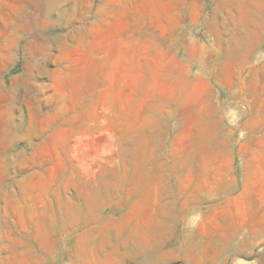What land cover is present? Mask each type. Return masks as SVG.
<instances>
[{"label": "rangeland", "instance_id": "1", "mask_svg": "<svg viewBox=\"0 0 264 264\" xmlns=\"http://www.w3.org/2000/svg\"><path fill=\"white\" fill-rule=\"evenodd\" d=\"M263 25L264 0H0V264H204L169 246L142 258L168 231L180 251L219 241L233 211L241 236L261 225L246 210L264 202V125L254 147L229 129L264 123ZM230 26L237 47L219 42ZM105 181L118 199L103 208ZM165 186L172 206L156 207ZM231 251L210 264H262L264 235Z\"/></svg>", "mask_w": 264, "mask_h": 264}, {"label": "bare ground", "instance_id": "2", "mask_svg": "<svg viewBox=\"0 0 264 264\" xmlns=\"http://www.w3.org/2000/svg\"><path fill=\"white\" fill-rule=\"evenodd\" d=\"M239 26V25H238ZM264 26V25H263ZM248 27V26H247ZM249 32H250V30H249ZM226 35H227V37H223V36H220V38H219V42H222L223 44L222 45H224L225 43L228 45V46H235V47H237L238 46V44H239V42H240V40H241V38L245 35V32H244V30L243 29H240V28H235V27H228V30L226 31ZM261 35V34H260ZM259 39V38H258ZM255 43V42H254ZM225 44V45H226ZM252 45V44H251ZM231 47H229V56H230V58L231 59H235V58H237V57H241V58H243L244 60H247L248 58H249V56L252 54V51H253V49L252 50H249V51H247V50H245V51H247V52H245V53H238L239 51H237V48L235 49V50H231L230 49ZM228 51V50H227ZM229 58V57H228ZM257 78V77H256ZM203 107V106H202ZM210 118V117H209ZM215 120V119H214ZM201 122V121H200ZM209 123H210V121H209ZM215 123H217V121L215 122ZM202 124V123H201ZM193 125V124H192ZM189 126V125H188ZM199 126H201V125H199ZM202 127V126H201ZM206 127V126H205ZM218 127V126H217ZM215 128V127H214ZM194 129V128H193ZM196 130V129H195ZM194 131V130H193ZM211 131H212V129H211ZM218 132V131H217ZM194 134V133H193ZM192 134V135H193ZM217 135V134H216ZM187 137V136H186ZM212 138V137H211ZM191 140V139H190ZM191 143V142H190ZM189 142H188V144H190ZM214 144V143H213ZM156 145H158V144H156ZM209 145V144H208ZM186 146V145H185ZM210 146V145H209ZM191 147H194V146H191V144H190V148ZM155 148V147H154ZM187 148V147H186ZM190 148H189V150H190ZM215 147H213V149H214ZM151 149V148H150ZM199 149V148H198ZM217 149V148H216ZM183 150V149H182ZM186 150V149H185ZM188 150V149H187ZM191 150H193V149H191ZM197 150V149H196ZM215 150V149H214ZM162 151V150H161ZM161 151H159V152H161ZM211 151V150H210ZM215 151H217V150H215ZM183 152H185V151H183ZM182 152V153H183ZM194 152V151H193ZM157 153H158V151H157ZM188 153V152H187ZM187 153H186V155H187ZM191 153H192V151H191ZM190 153V154H191ZM198 153V152H197ZM196 153V154H197ZM208 153V152H207ZM218 153H219V151H218ZM209 154V153H208ZM155 155V154H154ZM158 155V154H157ZM157 155H156V157H157ZM180 155V154H179ZM184 155H185V153H184ZM198 155H199V153H198ZM212 155V154H211ZM218 155V154H217ZM188 156V155H187ZM195 156V155H194ZM161 157V156H160ZM184 157H186V156H183V158L182 159H184ZM194 158V157H193ZM181 159V160H182ZM198 159V158H197ZM157 160V159H156ZM159 160V159H158ZM196 161V160H195ZM144 162V161H143ZM156 162V161H155ZM161 162V161H160ZM159 162V163H160ZM198 162V161H197ZM163 163V162H162ZM148 163H146L145 164V166L147 165ZM155 164V163H154ZM161 164V163H160ZM159 164V165H160ZM193 164H195V163H193ZM150 165V164H149ZM190 165H191V159H188V157H187V159H186V161L184 160H182V161H180V162H176V164L174 165V167H173V170H174V172L176 173V180H177V182L181 185L184 181H183V179H182V176H183V170L184 169H188L189 167H190ZM198 165V164H197ZM197 165H196V167H197ZM214 165V164H213ZM155 166H156V164H155ZM154 166V167H155ZM158 166V165H157ZM161 166V165H160ZM164 166V165H163ZM163 166H161V167H163ZM168 166V165H167ZM194 166V165H193ZM193 166H191V167H193ZM148 167V166H147ZM150 167V166H149ZM153 167V166H152ZM143 168V167H142ZM144 168H146V167H144ZM171 168H172V166H171ZM146 171V170H145ZM144 171V172H145ZM160 171V170H159ZM189 171V170H188ZM191 171H192V169H191ZM170 172V171H169ZM172 172V171H171ZM174 172H172V173H174ZM184 172H185V170H184ZM193 172V171H192ZM191 172V173H192ZM143 173V172H142ZM150 173V172H149ZM154 173V172H153ZM213 173V172H212ZM155 174V173H154ZM153 174V175H154ZM206 174H208V173H206ZM143 175V174H142ZM149 175V174H148ZM185 176H188L189 174H184ZM209 175V174H208ZM214 175V174H213ZM220 174H217V176H219ZM147 176V175H146ZM156 176H157V174H156ZM159 176V175H158ZM157 176V177H158ZM128 177V176H127ZM156 177V178H157ZM206 177H208V176H206ZM139 178H141V176L139 177ZM143 178V177H142ZM149 178V177H148ZM155 178V177H154ZM153 178V179H154ZM156 178L154 179V181H152V182H155V180H156ZM210 178V177H209ZM123 179V178H122ZM145 179V178H144ZM152 179V180H153ZM189 179V178H188ZM208 179V178H207ZM211 179V178H210ZM118 180V179H117ZM121 180V179H120ZM135 180H137V178H135ZM162 180H163V178H162ZM190 180V179H189ZM215 180V179H214ZM218 180V179H217ZM232 180V179H231ZM146 181V180H145ZM148 181V180H147ZM149 181H150V179H149ZM165 181V180H164ZM169 181V180H168ZM183 181V182H182ZM213 180H211V182H212ZM219 181V180H218ZM217 181V182H218ZM144 182V181H143ZM151 182V183H152ZM160 182V181H159ZM186 182V181H185ZM98 183V182H97ZM96 183V184H97ZM144 183H146V182H144ZM156 183L157 182H155V186H156ZM165 183V182H164ZM163 183V184H164ZM232 183V182H231ZM231 183H229V184H231ZM117 184H118V182H117ZM132 184H138V183H132ZM150 184V183H149ZM176 184V183H175ZM217 184V183H216ZM109 185L110 184H107V181H105V182H103V185H99V186H97V187H99V199H100V203H101V206L104 208V207H107V206H109L111 203H113V205H117V204H115L114 203V201H115V199L117 198L116 197V195H115V192L113 191H111L110 189H109ZM139 185V184H138ZM141 185V184H140ZM143 185V184H142ZM152 185V184H151ZM190 185V184H189ZM207 185V184H206ZM205 185V186H206ZM210 185H212V183L210 184ZM234 185V184H233ZM233 185H228V186H226V187H224L222 190H223V192L224 193H230L231 192V190H232V188H233ZM137 186V185H136ZM135 186V187H136ZM148 186V185H147ZM176 186V185H175ZM204 186V187H205ZM208 186V185H207ZM130 187V186H129ZM132 187H134V186H132ZM149 187V186H148ZM147 187V189H149ZM162 187V186H161ZM177 187H178V185H177ZM182 187V186H181ZM185 187V186H184ZM208 187H210V186H208ZM213 187V186H212ZM93 188V187H92ZM113 188V187H112ZM139 188V187H138ZM137 188V189H138ZM132 189V188H131ZM130 189V190H131ZM136 189V190H137ZM140 189V188H139ZM142 189H145V188H142ZM153 189V188H152ZM151 188H150V192L152 193V190ZM162 189V188H161ZM197 189H198V187H197ZM215 189V188H214ZM136 190H133V191H136ZM155 190V189H154ZM201 190H202V188H201ZM204 190V189H203ZM207 190V189H206ZM95 191H97V188H96V190ZM95 191H93V192H95ZM139 191V190H138ZM145 191V190H144ZM158 191V190H157ZM175 191V190H174ZM194 191V190H193ZM212 191H214V190H212ZM219 191V190H218ZM125 192H127V191H125ZM130 191H128V193H129ZM146 192V191H145ZM183 192V191H182ZM190 192V191H189ZM191 192H192V190H191ZM208 192H211V191H208ZM207 192V193H208ZM97 193V192H96ZM134 193V192H133ZM156 193V192H155ZM171 190H170V187L169 186H165V188L162 190V191H160L158 194H156L155 195V197H154V199H153V203H154V205L156 206V205H161V206H163V207H169V206H172V205H170L171 204V201H170V196H171ZM184 193V192H183ZM196 193H197V191H196ZM200 193H201V191H200ZM204 193V192H203ZM202 193V194H203ZM130 194H131V192H130ZM150 194V193H149ZM248 194L249 193H247V194H244V196H246L247 198L245 199L248 203L250 202V198L248 197ZM128 195V194H127ZM151 195V194H150ZM149 195V196H150ZM199 195V194H198ZM198 195H196V197L197 198H199L200 199V197H201V195H200V197H198ZM209 195V194H208ZM95 196H97L96 194H95ZM176 196V195H175ZM178 196H180V195H178ZM207 196V195H206ZM120 197V196H119ZM125 197L127 198V196L125 195ZM130 197V196H129ZM131 197H133V196H131ZM144 197H146L147 198V196L145 195ZM150 197H152V196H150ZM196 197L194 196V194L193 193H190V194H188V195H186V197H184L183 199H182V201H181V206H182V208L184 207V206H186V205H188V204H191V202H194V201H196L195 199H196ZM74 198H76V197H74ZM142 198H143V196H142ZM173 198V201H174V197H172ZM72 199V198H71ZM90 199V198H89ZM94 199V198H93ZM96 199V198H95ZM118 199V198H117ZM77 200V199H76ZM129 200V199H128ZM131 200H133V199H131ZM135 200V199H134ZM201 200V199H200ZM199 200V201H200ZM73 201V200H72ZM71 201V202H72ZM90 201V200H89ZM119 201H121V200H119ZM125 201V200H124ZM198 201V202H199ZM80 202V201H79ZM87 202V201H86ZM86 202H85V205H86ZM94 202V201H93ZM92 202V203H93ZM127 202V201H126ZM135 202H137V201H135ZM78 203V202H77ZM95 203V202H94ZM93 203V204H94ZM116 203H117V201H116ZM124 203V202H123ZM130 203H133V202H130ZM174 203H175V201H174ZM74 204H75V202H74ZM250 204H251V202H250ZM83 205H84V203H83ZM94 205H96V204H94ZM118 205H120V203L118 202ZM124 205H125V203H124ZM192 205V204H191ZM78 206V205H77ZM93 206V205H92ZM122 206V205H121ZM129 206H131L132 207V205H129ZM134 206V205H133ZM161 206H160V208H161ZM250 206V205H249ZM94 207V206H93ZM113 207V206H112ZM157 207V206H156ZM186 207H188V206H186ZM111 208V207H110ZM118 208V207H117ZM130 208V207H129ZM99 209V208H98ZM114 209V208H113ZM169 209H171V208H169ZM116 210V209H115ZM115 210H114V212H115ZM163 210H164V208H163ZM167 210V209H166ZM165 210V211H166ZM185 210V209H184ZM160 211V210H159ZM158 211V212H159ZM155 212V211H154ZM166 212H168V211H166ZM156 213V212H155ZM174 213V212H173ZM182 213V212H181ZM161 214H162V212H161ZM160 214V215H161ZM165 214V213H164ZM168 214V213H167ZM176 214V213H175ZM184 214V213H183ZM82 215V214H81ZM168 215H170V211H169V214ZM181 215V214H180ZM153 216H154V214H153ZM156 216H159V215H156ZM155 216V217H156ZM96 218V217H95ZM157 218V217H156ZM161 218H163V217H161ZM239 218V217H238ZM154 219V218H153ZM165 219V218H164ZM172 219V218H171ZM175 219V218H174ZM163 220V219H162ZM170 220V219H169ZM161 221V220H160ZM165 221V220H164ZM167 221V220H166ZM79 222V221H78ZM168 222V221H167ZM166 222V223H167ZM172 222V221H171ZM174 222V221H173ZM161 223V222H160ZM159 223V224H160ZM163 225V224H162ZM166 225V224H165ZM175 227V226H174ZM93 228V227H92ZM161 228V227H160ZM158 229V228H157ZM167 229V228H166ZM162 230H163V228H162ZM173 231H174V229H173ZM163 232H165L164 230H163ZM169 233V231L167 232V234ZM162 234V233H161ZM166 234V236H165V238L166 239H163V241H161V244H157V245H155V246H150L149 247V249L147 250V251H145L144 253H145V256L142 258V260H143V262L144 263H148L149 262V260H153L154 258H156V257H158L159 256V251H161V250H163V247H165V246H169V247H172L171 248V251L173 252V253H176L177 255H182V256H184L188 261H191L192 259H193V256L195 257V258H200V257H203V256H205V258H203V260H204V264H210L211 263V252H213V249H212V247H213V244L211 243V242H208V241H204V242H202V243H196L197 245H191L190 247H188L185 251H180L179 250V245H178V242H175V240L173 241V239H171V238H169V237H167L168 235ZM172 234V233H171ZM163 236V235H162ZM161 236V237H162ZM172 237V236H171ZM162 240V239H161ZM192 243V242H191ZM193 244V243H192ZM184 245V244H183ZM212 249V250H211ZM226 249V248H225ZM164 255H166V254H164ZM167 256H169V255H167ZM207 256V257H206ZM224 257V256H223ZM214 261V260H213ZM219 262V261H218ZM224 262V261H223ZM217 264V263H216ZM224 264V263H223Z\"/></svg>", "mask_w": 264, "mask_h": 264}, {"label": "crops", "instance_id": "3", "mask_svg": "<svg viewBox=\"0 0 264 264\" xmlns=\"http://www.w3.org/2000/svg\"><path fill=\"white\" fill-rule=\"evenodd\" d=\"M262 80L264 81V73L262 76ZM264 83V82H263ZM264 85V84H263ZM259 95V99L261 96L264 95V91ZM251 117V116H250ZM249 119L247 120L246 123H242L239 127H235L234 129L230 128L229 131L233 132V131H240V132H245L246 135L244 138H242L241 140V144L239 145L240 147H254V138L253 135H248V133H254L256 131H260L263 130V125L264 123L261 122L260 124H258V120H255L254 122H252L250 125L248 124ZM258 124V125H257ZM263 142L262 145L259 146H263L264 147V137H263ZM254 145V146H253ZM258 145V144H257ZM237 196L238 198H245L240 191H237ZM219 196L216 195L214 197V199H218ZM253 204L251 203L250 206L247 207L246 211L249 212H253V211H263L264 210V202L261 200H253L252 201ZM215 211V210H214ZM233 214H227L230 218H234L235 220L230 224H228V235H226V233L223 231V227L225 225V221H221L222 215L219 216L218 219H216V221H214V225L210 228H214V234H215V238H217L219 241H215V242H211L213 244V258L214 259H222V258H228V253L227 251L232 248L231 253L233 252H243L246 251L248 249V245L251 241V238H255L258 236H263L264 235V216L261 220V225H253L250 228V231L248 232V234L241 236L240 234V230L238 232V229L241 227L240 225H242L243 222H240L239 218L235 215V211L232 212ZM238 219V220H237ZM239 235V237L237 236ZM226 248V249H225ZM224 256V257H223ZM262 264H264V256H263V260H262Z\"/></svg>", "mask_w": 264, "mask_h": 264}]
</instances>
